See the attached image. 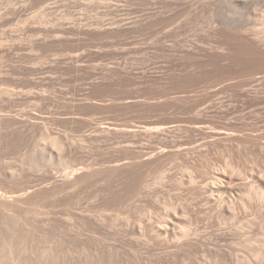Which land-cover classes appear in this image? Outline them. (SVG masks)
<instances>
[{
    "label": "rangeland",
    "instance_id": "374dc122",
    "mask_svg": "<svg viewBox=\"0 0 264 264\" xmlns=\"http://www.w3.org/2000/svg\"><path fill=\"white\" fill-rule=\"evenodd\" d=\"M0 264H264V0H0Z\"/></svg>",
    "mask_w": 264,
    "mask_h": 264
}]
</instances>
